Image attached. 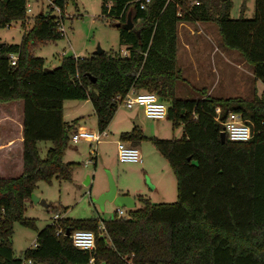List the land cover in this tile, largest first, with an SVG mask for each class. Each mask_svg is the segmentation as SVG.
Here are the masks:
<instances>
[{
	"label": "trees",
	"instance_id": "16d2710c",
	"mask_svg": "<svg viewBox=\"0 0 264 264\" xmlns=\"http://www.w3.org/2000/svg\"><path fill=\"white\" fill-rule=\"evenodd\" d=\"M61 11L66 0H52ZM102 0V15L124 23L130 12L133 27H116L120 51L87 56H63L51 70L30 52V43L60 38L52 7L37 12L18 43L0 41V102L22 100V169L0 176V264H264V0H254L250 17H231V0ZM197 1V3H195ZM26 0H0V28L26 18ZM140 19V26L134 21ZM211 21L222 46L239 52L263 84L250 99L216 97L200 89L197 98L175 95L181 78L176 65L178 24ZM16 53L15 63L9 54ZM92 78L95 80L93 81ZM155 92L167 104L166 118L182 124L178 138L145 136L139 128L120 133L137 145L148 139L166 159L176 183L174 201H150L137 195L140 206L116 211L102 226L96 218L60 217L69 233L89 229L94 248L79 249L57 226L36 229L34 248L15 256L11 246L13 222L35 228L23 216L35 183L51 176L70 179L73 162L62 161L76 120L63 117L67 99L92 105L97 128L108 125L128 91ZM241 113L252 136L244 141L221 140L215 106ZM49 140L44 157L36 142ZM95 162V161H94Z\"/></svg>",
	"mask_w": 264,
	"mask_h": 264
},
{
	"label": "rangeland",
	"instance_id": "374dc122",
	"mask_svg": "<svg viewBox=\"0 0 264 264\" xmlns=\"http://www.w3.org/2000/svg\"><path fill=\"white\" fill-rule=\"evenodd\" d=\"M26 1L29 3L31 11L26 13V18L22 23L20 20H14L8 26L0 28V41L20 42L23 30H27L32 26L34 15L47 9V0ZM101 2L102 0H66L62 16L64 34L57 39L33 41L30 43V52L33 55L41 56L44 59L45 67L52 68L60 63L63 56H87L92 54L97 46L102 48L104 52L124 51V45L118 41L117 28L111 24L114 19L101 14ZM253 9L254 0H231L229 15L231 17L240 15L250 17ZM141 22L140 19L134 21V27L140 26ZM187 23L190 26L195 24V22ZM199 23L209 29L212 40H215L218 44L219 37L216 25L211 21H200ZM177 28L178 32L182 33L184 25L179 23ZM188 79L191 80L190 76H188ZM215 79L218 80L217 76H215ZM179 82H182V80L176 82L175 95L183 97L187 94L186 92L191 90V86L182 84L183 86L180 88ZM224 89L221 95L239 96L245 99L252 97V93L241 90L236 83ZM193 93L191 92L192 95H196ZM132 110L118 103L105 128L107 135L101 137L98 142H89L86 139L73 142L69 135L61 158L64 162L74 163L70 179H61L54 175L51 176L49 181L43 179L36 181L33 193L44 199L48 205L43 206L31 200L25 202L23 216L33 218L35 228L24 226L17 221L13 222L11 246L15 256H20L22 251L31 245L35 240L36 229L50 223L54 214L58 215V219L60 217H94L100 225L103 220L109 219L117 207L107 200L104 202L103 208L93 202V198L107 187L108 172L118 187L125 186L135 193L136 207L141 204L137 199L138 194L145 196L150 201H160L158 197L162 190L164 201H174L176 199L175 180L174 186L171 187V196H167L169 188L167 177L168 174L171 177L173 176L172 170L166 159L157 151L150 140L143 139L137 144L138 146L135 145L140 152L142 162H120L116 158V141L120 139V133L124 131V118ZM63 112L66 121L76 120V122L85 125L87 128L97 129L96 117L88 99L64 100ZM139 114L140 121L145 126V130L141 133H144L145 136L170 139L178 138L182 134V124L173 126L171 120L166 117L163 119L146 117L141 109ZM75 130V127H73L70 133ZM50 145L49 140L36 142L40 157H44ZM91 149L92 154H90ZM11 155L10 167L3 170H6V173L16 175L19 170L15 172L14 168L18 166V159L16 154L12 153ZM91 155L94 156L93 160L84 165V162ZM6 175L0 174V176Z\"/></svg>",
	"mask_w": 264,
	"mask_h": 264
},
{
	"label": "crops",
	"instance_id": "0c3cea01",
	"mask_svg": "<svg viewBox=\"0 0 264 264\" xmlns=\"http://www.w3.org/2000/svg\"><path fill=\"white\" fill-rule=\"evenodd\" d=\"M199 22L196 21L193 26H190L187 22H181L184 28L182 29V33H177L176 65L182 78L180 79L182 82H179L180 88L183 86L182 84H189L192 90L186 92L187 94L183 97L197 98L201 96L200 89L205 90V94L208 95L228 97L221 95V92L225 90L224 88L231 87L235 83L239 85L241 90H246L252 93V95L260 94L263 84L260 80L253 77L251 66L242 58L238 51L222 46L219 34V43L216 44L215 40L211 38L212 34L209 32V29L203 27ZM188 76H190V81ZM215 76H217V81ZM191 92H194L193 94L196 95H192ZM213 92L217 93L213 94ZM22 106V100L20 99L0 102V171H4L0 172V174H7L6 176H16L22 169ZM132 109L130 108L132 112H129L124 118L123 130L128 131L135 127L143 132L145 126L140 121L139 114L140 109L142 112L143 110L138 105H134ZM73 127L75 129L87 128L79 122H76ZM124 141L130 142L129 140ZM12 153L16 154L18 159V166L14 168L15 172L19 170V173L16 175L5 172L10 167ZM4 165L7 166L5 167ZM173 177L174 175L171 177L170 174L167 177L169 184L167 196L169 197L171 196V187L172 185L174 186L175 178ZM117 190L119 193L131 195L135 206L136 199L134 192L125 186H117ZM161 192L158 200L164 201V193Z\"/></svg>",
	"mask_w": 264,
	"mask_h": 264
},
{
	"label": "built area",
	"instance_id": "2783aa9c",
	"mask_svg": "<svg viewBox=\"0 0 264 264\" xmlns=\"http://www.w3.org/2000/svg\"><path fill=\"white\" fill-rule=\"evenodd\" d=\"M148 0H141L140 7H143L145 2ZM197 3V1H195ZM47 5L52 7V14L54 15V20L57 28L64 34V25L62 21L63 11L56 5H54L52 0H47ZM48 8V6H47ZM31 11L29 3L26 1L25 12L28 13ZM121 55H126L127 51L124 50L120 52ZM10 63L14 64L16 59V53L9 54ZM120 103L126 108H131L134 105H138L142 108L143 113L146 117L154 119H163L166 117L167 113V104L162 101L158 95L153 91L142 90V91H128L121 99ZM215 120H218L221 124L220 131L224 133V136L233 141H244L249 139L252 136L250 125L247 123L245 118L242 117L241 113L236 111H227L224 117L221 119V108L219 105L215 106ZM107 133L105 129H96L91 128H77L75 131L70 133V139L73 142L78 141L79 139H86L90 142H98L101 137L106 136ZM92 154V149L90 150ZM94 156H90L88 160L84 162V165H87L89 161H92ZM116 158L120 162H142V158L138 148L131 144L130 142L124 140L116 141ZM118 216L125 213L123 207H117L115 209ZM4 209L0 207V218H3ZM58 215L54 214L50 224L57 226L55 233L56 234H65V230L58 225ZM100 228H103L100 225ZM66 235V234H65ZM71 239L73 246L79 249H92L94 248L95 234L92 230L89 229H74L68 234ZM36 246V241L34 240L29 248H34ZM21 264H31V259L22 260ZM87 264H93L92 259L88 261Z\"/></svg>",
	"mask_w": 264,
	"mask_h": 264
},
{
	"label": "water",
	"instance_id": "95a60500",
	"mask_svg": "<svg viewBox=\"0 0 264 264\" xmlns=\"http://www.w3.org/2000/svg\"><path fill=\"white\" fill-rule=\"evenodd\" d=\"M121 26L126 29H130L133 27V23L130 19V12L127 14V19L124 23H116L115 27ZM1 43V42H0ZM103 50L99 46H97L96 50L93 52L94 54H100L102 53ZM51 70V68L48 67H43V71H48ZM94 81L95 79L92 78ZM221 140L225 138L224 133H220ZM107 180H108V185L107 188L103 191H101L97 196L93 198V202H95L100 208H103L104 202L107 200L111 202L114 206L116 207H124V208H131L134 207V199L131 195L127 193H119L117 190V185L112 178L111 174L108 172L107 173ZM30 200L33 202H38L39 204L43 206H47V202L42 199L37 197L33 192L30 194ZM65 234H69V230L66 228Z\"/></svg>",
	"mask_w": 264,
	"mask_h": 264
}]
</instances>
